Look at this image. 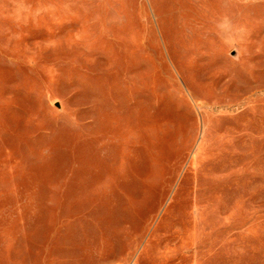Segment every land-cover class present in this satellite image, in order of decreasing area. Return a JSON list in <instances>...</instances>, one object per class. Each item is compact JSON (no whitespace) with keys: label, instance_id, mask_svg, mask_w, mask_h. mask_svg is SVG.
<instances>
[{"label":"rangeland","instance_id":"rangeland-1","mask_svg":"<svg viewBox=\"0 0 264 264\" xmlns=\"http://www.w3.org/2000/svg\"><path fill=\"white\" fill-rule=\"evenodd\" d=\"M0 264H264V0H0Z\"/></svg>","mask_w":264,"mask_h":264}]
</instances>
